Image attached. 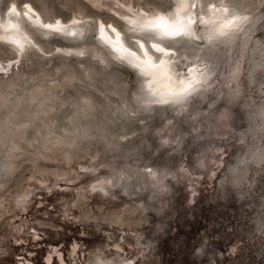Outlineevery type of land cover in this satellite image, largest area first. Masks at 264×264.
I'll list each match as a JSON object with an SVG mask.
<instances>
[{
  "label": "rangeland",
  "instance_id": "374dc122",
  "mask_svg": "<svg viewBox=\"0 0 264 264\" xmlns=\"http://www.w3.org/2000/svg\"><path fill=\"white\" fill-rule=\"evenodd\" d=\"M10 1L18 7L29 3L42 17L66 20L80 13L120 28L116 17L90 8L88 0H0V10ZM131 1L143 6L152 2ZM247 1L250 7L242 11L250 15L253 11L254 20L246 42L229 53L210 87L196 97V107L182 106L178 112L140 110L141 78L134 68L114 62L107 49L98 46L92 38L94 24L82 41L55 42L34 31L45 53L55 54L56 48L81 49L99 57L107 68L94 60L83 67L75 58L45 61L35 48H29L7 75L0 74L3 130L5 126L9 131L14 122L22 129L27 111L40 108L39 100L48 104L43 117L49 119L44 126L39 118L42 112L36 111L22 135L11 133V140L20 147L14 149L10 172L5 174L0 167V264H82L95 252H110L115 261L131 259L135 264H264V160H253L255 151L264 147V0ZM160 2L155 0L152 7ZM195 52L192 48L183 55L181 50L188 60L197 57ZM8 60H14V53L0 43V62ZM258 60L261 66L252 70ZM239 87L242 91L235 97L221 94L222 89ZM47 91L53 94L42 98ZM87 96L89 102L98 103L97 110L121 107L113 113L106 109L100 119L90 117L95 124L85 122L82 136L64 130L70 122V101L81 103L76 109L85 108ZM209 104L211 108L206 107ZM258 104L262 110L255 116ZM123 109L135 111L134 120L143 123L130 130L133 121ZM84 118L80 121H88ZM165 130L175 137L168 140L172 150L153 149L152 137L159 140ZM124 135L129 139H120ZM69 136L73 137L70 143L50 141ZM116 136L120 147L103 146L105 139ZM146 138L148 145L124 156ZM90 161L102 165L94 176L78 170L91 167ZM237 163L248 168L242 177L232 179L227 173ZM123 164L148 181L144 188L138 175L134 187L122 190L127 183L117 169ZM102 177L120 179L122 187L105 188L115 199L85 191ZM23 188L35 196L17 207L15 193ZM72 245L76 250L70 254Z\"/></svg>",
  "mask_w": 264,
  "mask_h": 264
},
{
  "label": "snow or ice",
  "instance_id": "6c2138e0",
  "mask_svg": "<svg viewBox=\"0 0 264 264\" xmlns=\"http://www.w3.org/2000/svg\"><path fill=\"white\" fill-rule=\"evenodd\" d=\"M146 8L143 5L136 7L130 0H103L97 4L95 0H88V6L98 10L100 14H110L117 18L120 28L113 24H105L103 21H84L73 17L67 22L56 19L48 23L40 20L37 13L30 5L25 4L26 11L23 16L29 24L44 30L45 39L55 42L68 40H83L85 37L84 26L86 23L95 24L93 40L98 46L108 50V54L114 57V62L125 63L134 68L141 78L144 99L140 103V110L146 113H158L160 109L175 110L191 104L196 107L195 99L210 87L212 76L207 72L214 65L225 58L224 50L229 39L244 30L251 23V16L242 11L245 7L239 0H161L156 4L158 11L152 10V3ZM10 16L17 15L13 5L9 11ZM6 33H12L0 40L14 45V51L23 55L25 46L30 45L43 56L45 61L63 60L75 58L74 62L83 64L94 60L97 65L107 68V65L99 57L85 51H68L56 48L55 54L45 53L38 48L21 31L20 27L13 24L0 25ZM130 37L126 42V37ZM194 48L202 53L195 58L194 63H189L188 58L181 54L185 48ZM20 62L13 61L5 69L0 65V74L7 75L13 66ZM206 107L211 108V104ZM123 114L133 121L129 128L138 126L143 120L135 121L136 112L123 109ZM182 115V113L178 114ZM191 118V114L189 117ZM183 123L182 120H177ZM155 127V125H153ZM120 139L128 140L124 135ZM139 139V137L137 138ZM153 146L164 151L172 150L167 139L159 141L152 137ZM126 146V145H125ZM111 147V146H110ZM163 154V153H162ZM92 164V162H89ZM102 165L92 164L89 168L78 169L82 174L95 175L96 167ZM151 172V169H148ZM10 172L5 169V173ZM112 184V181H107ZM43 188V184L38 185ZM85 191L99 192L104 197L115 199L103 187L99 189L95 184ZM35 196L34 191L23 194L16 202V206L28 197ZM99 264H104L110 252H100ZM125 264H135L127 259Z\"/></svg>",
  "mask_w": 264,
  "mask_h": 264
},
{
  "label": "water",
  "instance_id": "95a60500",
  "mask_svg": "<svg viewBox=\"0 0 264 264\" xmlns=\"http://www.w3.org/2000/svg\"><path fill=\"white\" fill-rule=\"evenodd\" d=\"M239 2L244 5L245 7L242 8V10H245L246 8H249L250 7V3L245 0H239ZM249 13H251V23H249L248 25H246L244 27V30L239 33L238 35L234 36V38H232L231 41H228V45L227 47L225 48L224 50V54H225V58L220 61L218 64L214 65L212 68H210V76H212V81L214 80V77L216 75L219 74L220 70H221V67H222V64L223 62L225 61L227 55H229V53H233V52H236L238 51V48H241V45L244 44V42H246V38L248 37L247 35H249V28L251 26V24L253 23V20H254V16L252 15L253 14V11H250ZM263 15H264V9H263ZM242 40V41H241ZM249 41V40H247ZM192 51V48H185V49H182V53L183 55H188L189 52ZM75 52V51H74ZM194 55L196 56H200L202 55V53H200L199 51L196 50V52L194 53ZM134 71V70H133ZM211 81V82H212ZM210 82V83H211ZM46 90H48V88H46ZM242 91V88L240 89L239 88H236L234 91H226L225 89H222V92L221 94H228V95H231L232 97H235L237 96L238 94H240ZM49 94H53L52 91H47V92H44L43 93V97L44 99L48 98L50 95ZM31 98H33V95L30 96ZM87 100H88V103L85 102L86 104L83 106L85 108H81V109H76L75 108V105L77 104H81L79 103L78 101L76 100H72L70 101V103L72 104V107L70 109V112L67 116L68 120H70V122L68 123V127H64L63 129L64 130H68V131H71V132H74L75 134H77L78 136H82L85 132V130L87 129V124H95V122L90 118V117H93V116H96L97 118L96 119H100V117L104 116L105 115V112H106V109L110 108V111L113 113L117 108L121 107L119 104H116L115 106H104L102 110H97L95 106V104L97 102L95 101H90V97L87 96ZM61 101H64L63 98L61 99ZM245 103H247V100L245 101ZM37 107H40V108H35V109H32V110H29L27 111L26 113V120H25V123L22 124V129L20 128V130H18L17 127H20V126H14V123L13 125L11 126L10 130L8 131L7 127L4 126V130H3V125L0 124V167L1 168H5V169H9L10 168V165L13 163L14 159L13 157L15 156V153H14V149L15 148H19L20 146H18V144L16 142H14L13 140H11V133L14 132V131H17L15 132V134L17 135H22L23 133V127H26L27 125L30 124V122H32V119L35 117L36 115V111H41L42 112V115L39 116V118L41 119V122L43 123L44 126H47L49 123V119H45L44 114L46 113V110H47V106L48 104H46L45 106L43 105V101L42 100H39L37 102ZM98 106V103L96 104ZM106 105V104H105ZM114 105V104H113ZM188 107H191V104L187 105ZM187 106H183V107H187ZM40 109V110H39ZM177 112L179 110V108L175 109ZM174 110V111H175ZM259 112V109L257 110ZM13 114V112H12ZM84 117H88V121H80L82 119H86ZM86 122V123H85ZM173 127V125H170L169 128L171 130V128ZM17 129V130H16ZM2 135H4V144L2 145ZM44 140H49L48 138L49 137H44V135H42V137ZM172 138H175L172 134L169 133V130H165L163 134L160 135L159 137V141H163L165 139L169 140V139H172ZM73 139L72 136H69V139H66V138H60V137H55V139L53 140H50L51 142H64V143H70L71 140ZM27 141L28 143L31 141L29 138H27ZM145 140L143 141L142 145L141 144H138L134 147H132V149H130V151H125L124 152V156H130L132 155L134 152H137L141 146H145V145H148L150 143L149 139L146 138V143H144ZM180 142H178L176 144V146L179 145ZM107 145H110L112 146L111 149H114V148H118L121 146V144L118 142V136H116L115 138H112V137H109L107 139H105L103 141V146H107ZM4 146V147H3ZM41 146H43V143H41ZM153 149H157L156 147L153 146ZM262 152V155L260 157V159H264V149L261 150ZM3 157V158H2ZM248 166L245 165V164H242V163H237L236 165H234L231 173H227L228 177L232 178V179H238L239 177H242L245 173V170H247ZM109 169H112V167H109ZM161 169L162 168H159L158 169V172L160 173L161 172ZM119 171L120 174H124L125 176L123 177V180L125 183H127V186L126 188H122V190H125L127 189L128 187L131 188V187H134L135 184H137V182L135 181V176H138L139 175V178H140V187L144 188L145 184L148 182L147 180H142L141 179V175L139 172L135 173L134 172L136 170H133V167L130 168V170H128V166H126L125 164L122 165V167L118 168L117 171ZM6 174V173H5ZM143 181V182H142ZM3 182H4V178H3ZM144 183V184H142ZM0 185H1V181H0ZM158 185L157 182L154 183V188L156 189V186ZM152 188V186L149 188V190ZM153 188V189H154ZM153 191V190H152ZM155 191V190H154Z\"/></svg>",
  "mask_w": 264,
  "mask_h": 264
},
{
  "label": "bare ground",
  "instance_id": "6f19581e",
  "mask_svg": "<svg viewBox=\"0 0 264 264\" xmlns=\"http://www.w3.org/2000/svg\"><path fill=\"white\" fill-rule=\"evenodd\" d=\"M95 2L97 3V4H102L103 3V0H95ZM130 2L132 3V1L130 0ZM208 2H211V1H208ZM25 4H28V5H30L31 6V8L34 10V12L35 13H37L38 14V16H39V18H40V20H42L43 22H48V23H52V22H55V20L56 19H60V18H50V17H42V15L40 14V12H38L37 11V9L36 8H34L31 4H29V3H24L21 7H18L16 4H15V2L14 1H10L7 5H6V7L3 9V10H0V25H3V24H13V25H17L18 27H20V29H21V31L28 37V39H30L31 41H32V43L33 44H35L38 48H39V45L37 44V42H36V40H35V38H34V31H41L42 32V34L44 33V30H42V29H39V28H36V27H34V25L33 24H29L28 23V21H27V19L23 16V13L26 11V9L24 8V5ZM134 4V3H133ZM13 5H15V7H16V12H17V15H15V16H10L9 15V11H10V9H11V7L13 6ZM136 7H139L140 5H138V4H134ZM146 8L148 7V6H145ZM152 10H154V11H158L159 9L158 8H156V7H152ZM250 15V14H249ZM73 17H75V18H77V19H80V20H84V21H91L87 16H83V15H81L80 13H74V14H72L68 19H66V20H62V21H64V22H67V21H69L70 19H72ZM95 21H103V20H101L100 18H97V19H95ZM105 24H112V23H110V22H107V21H103ZM89 25L90 24H88V23H86L85 24V26H84V33L88 30V28H89ZM114 25V24H113ZM115 26V25H114ZM94 27H95V24H94ZM12 33H6V32H4L3 31V29L2 28H0V37H4V36H7V35H11ZM248 36V35H247ZM0 43H4V44H7V46H9V48L13 51V53H14V60H8L6 63H1L0 62V65H3L4 66V68L6 69L7 68V66L9 65V63H11V62H13V61H16V59L20 56V54L18 53V52H16V51H14L13 49H14V45H10V44H8L6 41H3V40H0ZM227 45H228V43H227ZM29 48H33V47H31L30 45H27L26 44V46H25V51L26 50H28ZM36 49V48H35ZM65 50H67V48L65 49ZM68 50H72V51H81V49H68ZM254 50V48H251V51H253ZM24 51V52H25ZM108 51V50H107ZM229 56L227 55V57H226V59L228 58ZM192 58V57H191ZM191 58H189V63L191 64V63H194V62H196L195 61V58H193V59H191ZM225 59V60H226ZM261 60H258L257 62H255L254 64H253V67H252V70L253 69H255V68H257V67H260L261 66ZM131 67V66H130ZM252 72V71H251ZM210 74V72L208 71L207 72V75H209ZM4 99H6V96L4 97ZM0 100L1 101H3V95H0ZM0 104H2V103H0ZM3 104H5V103H3ZM259 109V112L257 111ZM261 110H262V108H261V106L258 104V106H257V109L254 111V115L255 116H258V115H260L261 114ZM146 143V142H145ZM264 149V147L263 148H259V149H257L256 151H255V155H254V161H256V162H260V161H262V160H264V159H260V157H261V155H262V151L261 150H263ZM262 152V153H261ZM135 153V152H134ZM232 171V170H231ZM109 180H111L112 181V184L110 185V184H108L107 183V181H109ZM96 186H97V188L99 189L100 187H103L104 189L105 188H108V187H111V186H113V185H115V184H119L121 187H122V183H121V181H120V179H117L116 181H113L111 178H108V177H102V178H99L95 183H94ZM92 186V185H91ZM27 189L26 188H23V189H19L15 194V197L14 198H16V200H19L20 199V197L23 195V194H25V191H26ZM27 192V191H26ZM76 247L74 246V245H72V247H71V249H70V254H72L76 249H75ZM57 258H58V260L61 262L62 261V256H61V254H59V253H57ZM99 260H100V258L98 257V255H97V253L95 252L93 255H91L87 260H85V262H83L82 264H99ZM125 261L126 260H120V261H115V260H113L112 258H110V257H108V259H107V261H105L104 262V264H125Z\"/></svg>",
  "mask_w": 264,
  "mask_h": 264
}]
</instances>
